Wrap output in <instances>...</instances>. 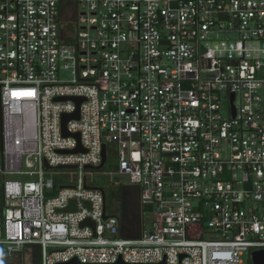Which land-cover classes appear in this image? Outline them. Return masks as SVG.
<instances>
[{
    "label": "built area",
    "instance_id": "2783aa9c",
    "mask_svg": "<svg viewBox=\"0 0 264 264\" xmlns=\"http://www.w3.org/2000/svg\"><path fill=\"white\" fill-rule=\"evenodd\" d=\"M72 98L79 143L62 134ZM0 121L5 254L251 264L264 249V0H0ZM102 146L138 188L135 238L85 188Z\"/></svg>",
    "mask_w": 264,
    "mask_h": 264
},
{
    "label": "trees",
    "instance_id": "16d2710c",
    "mask_svg": "<svg viewBox=\"0 0 264 264\" xmlns=\"http://www.w3.org/2000/svg\"><path fill=\"white\" fill-rule=\"evenodd\" d=\"M115 158L108 157L104 168L96 174L94 184L98 180H103L102 186L106 188L107 200H112V206H116V211L119 212L122 227L125 232L122 233L124 238H135L139 234L140 212L141 207L138 201V188L130 185L118 186L115 177H111L109 173L115 170ZM1 179V177H0ZM3 201L0 189V218L2 216ZM32 260L35 264L40 263V250L38 246L32 247L30 250Z\"/></svg>",
    "mask_w": 264,
    "mask_h": 264
},
{
    "label": "water",
    "instance_id": "95a60500",
    "mask_svg": "<svg viewBox=\"0 0 264 264\" xmlns=\"http://www.w3.org/2000/svg\"><path fill=\"white\" fill-rule=\"evenodd\" d=\"M71 101H73L75 104H76V107H77V110L75 113L73 114H70V115H66V116H63L62 117V134L63 136L67 137V136H72L74 137L77 142L79 143V135L78 134H69L67 133L66 131V123L70 120V119H75V120H78V106L79 104L82 102L81 99H75V98H72L70 99ZM0 129H1V121H0ZM1 147H2V143H1V137H0V161L2 162V152H1ZM82 151V149L80 148V146L78 145V147L71 151V153H77V152H80ZM105 162H106V153H105V146H102V152H101V163L97 166V167H89V166H86L84 169L85 170H88V171H91V170H94V171H101L104 166H105ZM75 167H59L57 169H74ZM45 169L48 170L49 167L47 165H45ZM61 188H66V187H60ZM85 188L88 189V190H97L99 192L102 193L103 195V198H104V201H106V196H105V190L104 188L102 187H90V186H87L85 185ZM73 202H72V206L68 207L66 210H64V212H70L73 210ZM105 209V208H104ZM106 218V217H104ZM89 224V222H85L83 223L81 226H84V225H87ZM249 260H250V263L251 264H264V249H257V250H254L250 253L249 255ZM59 264H82L80 262H78L76 259H73L69 262H66V263H59ZM112 264H128V263H125L123 262L120 258L115 262V263H112ZM156 264H165L164 261L160 262V263H156Z\"/></svg>",
    "mask_w": 264,
    "mask_h": 264
},
{
    "label": "crops",
    "instance_id": "0c3cea01",
    "mask_svg": "<svg viewBox=\"0 0 264 264\" xmlns=\"http://www.w3.org/2000/svg\"><path fill=\"white\" fill-rule=\"evenodd\" d=\"M1 255H3L2 249H0V256ZM11 256H13L11 257V259H16L17 263L19 264H32V255H31L30 250L28 249H26L23 253L13 254ZM26 256L28 257L30 261L27 259Z\"/></svg>",
    "mask_w": 264,
    "mask_h": 264
},
{
    "label": "flooded vegetation",
    "instance_id": "af4514ba",
    "mask_svg": "<svg viewBox=\"0 0 264 264\" xmlns=\"http://www.w3.org/2000/svg\"><path fill=\"white\" fill-rule=\"evenodd\" d=\"M102 183H103V180H98L97 182H95V184L93 185V187H102L106 191V188L104 186H102ZM105 196H106V194H105ZM11 257H13V256L8 255V254H5L3 252V255L0 256V264H19V263H17V260L16 259H11ZM32 264H35L33 262V260H32Z\"/></svg>",
    "mask_w": 264,
    "mask_h": 264
},
{
    "label": "rangeland",
    "instance_id": "374dc122",
    "mask_svg": "<svg viewBox=\"0 0 264 264\" xmlns=\"http://www.w3.org/2000/svg\"><path fill=\"white\" fill-rule=\"evenodd\" d=\"M221 37H222V38H228L229 35H228V34H222ZM8 178H9V179H17V178L14 177V176H8ZM19 179H20V178H19ZM1 182H2V180L0 179V183H1ZM27 256H28V255H27ZM27 256H26V257H27ZM27 259H28V257H27ZM28 260H29V259H28ZM29 261H30V260H29Z\"/></svg>",
    "mask_w": 264,
    "mask_h": 264
}]
</instances>
